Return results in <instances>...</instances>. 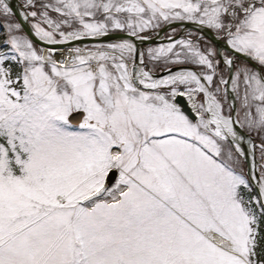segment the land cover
Instances as JSON below:
<instances>
[{"label": "snow or ice", "instance_id": "obj_1", "mask_svg": "<svg viewBox=\"0 0 264 264\" xmlns=\"http://www.w3.org/2000/svg\"><path fill=\"white\" fill-rule=\"evenodd\" d=\"M0 264H264V0H0Z\"/></svg>", "mask_w": 264, "mask_h": 264}]
</instances>
